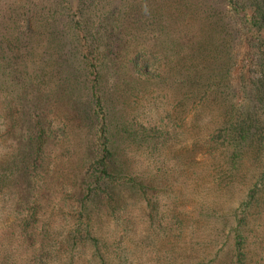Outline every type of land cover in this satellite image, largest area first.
<instances>
[{
  "label": "trees",
  "instance_id": "1",
  "mask_svg": "<svg viewBox=\"0 0 264 264\" xmlns=\"http://www.w3.org/2000/svg\"><path fill=\"white\" fill-rule=\"evenodd\" d=\"M0 127V264H264V0H0Z\"/></svg>",
  "mask_w": 264,
  "mask_h": 264
},
{
  "label": "rangeland",
  "instance_id": "2",
  "mask_svg": "<svg viewBox=\"0 0 264 264\" xmlns=\"http://www.w3.org/2000/svg\"><path fill=\"white\" fill-rule=\"evenodd\" d=\"M231 87H233V85ZM153 104H149L150 108H147V104L144 102L142 104L144 106H142L140 108V110H139V112L142 111V113H140V114H145L146 118L147 117L148 118H152V119H155V117L158 118L159 112H160V110H162L161 109L162 107L159 106V105H158V107L157 106L155 107V105H153ZM159 108H160V110H159ZM56 126H57V123L54 122L53 129H56L55 128ZM0 128H2V127H0ZM55 131H57L58 134L61 133V130H55ZM68 131H70V130H68ZM183 131L187 135L191 133V130H183ZM69 137H70L69 145L76 144V137L73 136L71 134V132L69 133ZM188 137L192 138L190 135ZM191 142H192L191 140L186 139V140L183 141L182 144H186V145L190 146ZM138 148L139 147H137V146H136V148H135V146L132 148L133 150L137 151L136 155L138 156V159H135V168H136V170H139V171L141 170V171L144 172L145 170L151 171V170L156 169L157 168L156 161L151 160V158L148 159V157H147L148 161L144 160L145 157L142 155L141 150H137ZM196 158H197L196 159L197 162H200V165L196 168V171H197V173L200 176V180H199L200 187L203 188V185H204L203 183L205 181L203 178L206 176V172L209 171V168H207L206 166H203V163L200 160L199 156H197ZM164 164H165L164 166H165V168L167 170H169L171 168V166H172L171 163L166 162V161H165ZM184 194H185V199H188L189 203H183L182 207L184 209H182V207H180L181 212L185 213V217L183 218V221L185 223V224H183L184 228H185V231L183 230V234H182V238H184L185 240L180 238L181 240H183V242L179 246L180 247L187 246L188 243H186V242H188L191 239L189 237H190V234H192V233H194V235H193V244L197 245L198 243L199 244L202 243V241L207 243V234L205 236H203L202 238H199V236L201 234V227L204 226L203 223H202V219H200L202 216L199 213H201V212H199L200 210L197 208L198 204H199L198 203L199 202V200H198L199 195L198 194L196 195L195 189H189V188L185 189ZM221 195L222 196H220V194H215L213 192V193H211L210 198L214 199V201H215L214 205L218 209L217 213L229 212L230 208L234 207L233 205H235L236 203H234L233 197L231 195H230L229 199L227 197H225V194H221ZM237 200H238V197H237ZM138 206L139 205L132 206L134 211H133L132 215L130 214L131 217L129 219L134 224V227L132 228V232L130 234L133 235V238L135 240L141 239V241H142L146 237L147 232H146V225H145L144 218H143V212H141L140 209H137ZM6 215L7 214H6L5 210H4V206L0 202V230H4L10 224L9 223V218H7ZM109 222L110 223H108L109 224L108 227L106 226L107 224H105L106 228L104 230L106 231L105 232L106 234L108 232H110V231L115 233L119 229L124 227V226H120L119 227V223L118 222H114L112 220H110ZM125 223L126 222H124L123 224H125ZM213 226H215V225H213ZM194 227H195V232H194ZM118 233L120 234L119 231H118ZM100 234H103V233L100 231ZM111 237H112V234L109 233L107 238L111 239ZM208 238H209V235H208ZM231 240H232V238L230 239L229 243H227V247L231 246V243H232ZM123 241L125 243H129L130 240L124 239ZM223 247H224L223 244L217 243L215 248H214V250L217 251L218 249H221ZM225 248H226V246H225ZM199 249H200V245H199L198 250ZM226 249L228 250L227 252H229V250L231 248H229V249L226 248ZM225 250H223V251H225ZM222 252L219 254L218 259H217V261L214 264H229L228 261H227V258H226L227 252L226 253L225 252L222 253ZM147 253H149V251ZM183 257H184V255H183ZM192 257H193V254H192ZM196 257L197 258L198 257L199 258H203V255L201 253H199V254H196ZM184 259H185V257H184ZM224 261H226V262H224ZM182 264H194V262L192 260H184Z\"/></svg>",
  "mask_w": 264,
  "mask_h": 264
}]
</instances>
